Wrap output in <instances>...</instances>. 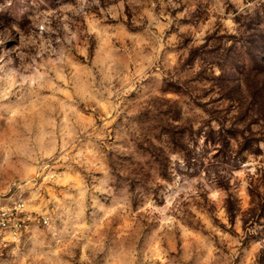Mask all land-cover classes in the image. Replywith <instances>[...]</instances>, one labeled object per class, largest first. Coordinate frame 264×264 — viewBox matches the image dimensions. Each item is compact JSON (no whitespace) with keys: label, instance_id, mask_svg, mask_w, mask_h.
<instances>
[{"label":"rangeland","instance_id":"374dc122","mask_svg":"<svg viewBox=\"0 0 264 264\" xmlns=\"http://www.w3.org/2000/svg\"><path fill=\"white\" fill-rule=\"evenodd\" d=\"M12 185L0 264H264V0H0Z\"/></svg>","mask_w":264,"mask_h":264},{"label":"built area","instance_id":"2783aa9c","mask_svg":"<svg viewBox=\"0 0 264 264\" xmlns=\"http://www.w3.org/2000/svg\"><path fill=\"white\" fill-rule=\"evenodd\" d=\"M18 191L13 185L0 190V250L19 240L34 221L49 224L46 216L30 209L27 199Z\"/></svg>","mask_w":264,"mask_h":264},{"label":"clouds","instance_id":"9594fccd","mask_svg":"<svg viewBox=\"0 0 264 264\" xmlns=\"http://www.w3.org/2000/svg\"><path fill=\"white\" fill-rule=\"evenodd\" d=\"M217 74H219V73H217Z\"/></svg>","mask_w":264,"mask_h":264}]
</instances>
